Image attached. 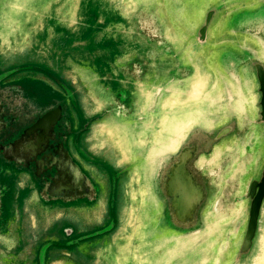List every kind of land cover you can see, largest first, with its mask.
<instances>
[{"label": "rangeland", "instance_id": "obj_1", "mask_svg": "<svg viewBox=\"0 0 264 264\" xmlns=\"http://www.w3.org/2000/svg\"><path fill=\"white\" fill-rule=\"evenodd\" d=\"M165 1L0 0V72L41 65L0 75V149L61 106L63 117L40 154H22L19 162L38 172L43 160L46 199L90 201L28 214L43 221L37 240L55 238L45 247L47 264H264V208L253 246L242 251L249 186L264 166L260 98L250 58L219 48L238 43L264 60V18L253 15L225 29L232 0L223 7V0H213L192 16L179 0ZM208 5L217 8L203 42L195 34ZM239 29L241 37L229 36ZM53 93L60 96L48 104ZM112 130L131 139V154ZM61 144L63 156L70 161L69 152L90 179L51 192ZM186 148L192 149L186 167L205 197L191 222L180 226L162 191ZM32 172L17 173L7 202L15 189L34 185ZM24 249L17 258L35 264L32 245Z\"/></svg>", "mask_w": 264, "mask_h": 264}, {"label": "water", "instance_id": "obj_2", "mask_svg": "<svg viewBox=\"0 0 264 264\" xmlns=\"http://www.w3.org/2000/svg\"><path fill=\"white\" fill-rule=\"evenodd\" d=\"M154 1H156V5H157V0H154ZM179 1L181 3V6L184 7V12L186 14H188L189 16L190 15L192 16L194 14L195 10L197 12H200L203 5L211 4L213 2V0H179ZM166 2H167V0L165 1V3ZM226 4H230V2H228V0H223V4L222 5L219 4L220 5L219 7H223ZM153 5H154V2H153ZM239 7L240 6H238V4H236L235 7H231V12L229 14V17H226V20H225L226 21L225 22V24H226L225 29H226V27H235L240 20L244 19L243 21H245L247 17H249L248 19H250V18H252L253 15L254 16L258 15V16H260L261 19L264 18V0H252L251 2L249 1L248 7H250V10L245 9L246 5L243 6L242 11L239 10ZM215 8H217V7L212 6V5L206 6L207 12H206V15L203 16L204 22L199 27L198 31L195 34L197 37L201 38V40L203 42H205L208 38V35H209L208 31H209V28H210L212 22L214 21V16L216 13ZM225 29H220V30L222 32ZM240 34H241V30L239 29V30H236L235 34H229V36L241 37L242 34L241 35ZM226 46H228V48H226V49H230V51H233V52H242L243 51L242 53H244V59L250 58V62L247 65L250 68L249 74L253 80L255 91L259 95V98H260V101H259L260 124L264 126V60L257 58V56L254 54V52L251 49L244 48V47L242 49L238 43H232V42L229 44L223 43L219 46V48L226 47ZM62 117H63V109L61 106H58L54 109L48 110L33 125H31L29 127V129L27 130V135H24L18 141H14L12 144L25 142V144L27 145V148H28V149L27 148L26 149L28 151H30V152H25V154H28V155L33 154L35 156L39 155L41 150L44 148V144L46 143V140L48 138H50V134H49L50 132L49 131H51V129L53 128V126L56 123L58 124L61 121ZM85 125L86 124H83V128ZM40 130H42L43 132H41L40 134H36V132L40 131ZM12 144H9V146H11ZM32 147H38V150L36 152H32L31 151ZM186 149H190L191 155H192V149L191 148H186ZM186 149H184L182 151L180 160L171 168V170L168 174V177L166 179V183H164V186H163L164 188L162 191V195H164L165 198H167V200H168L169 207H170L171 211L173 209L176 210V213H177V218H176L177 220L176 221H177V224L180 226H186L187 224H189V221L191 222V220L195 217L197 210L202 205V202L204 201V197H205L204 192H202L200 190V188L198 187V185L194 182L191 173L188 171V169L186 167L187 162L189 161V159L191 157L190 156L189 159L187 160L186 164H185V167L191 176L193 184L197 187L199 197L192 204L189 214L185 215V216H181V214H180L181 209L175 202V196H174V194H172V192L170 190V184L172 181L174 168L182 160V154ZM4 151H5L4 154H6L8 156H14L17 159H20L21 155H22L21 154L19 157H17V155H15L14 153H9L5 149H4ZM58 151H59V153L60 152L62 153L61 156H63L65 154L66 151H65L63 144H61V147L58 149ZM67 153H68V156L70 157V161H68L66 158L65 159L68 162V165L74 170V178H70V179L65 180V178L63 177L64 169H63L62 161H61V164L57 169V172H59L58 176H57V180L55 182V185H53V188H52L54 190L50 189L51 192L52 191L58 192V191H63V190L67 191L72 186H74L73 188H75L80 183V181L82 179H84V178L90 179V177L87 176L86 172L79 171L80 169L78 167L79 166L78 163L76 162L74 157H72V155H70L69 152H67ZM38 163H39V167H38L37 174L38 173L42 174L43 160H41V159L38 160ZM52 180H55V176H52ZM66 186L69 187V188H67V190H65L64 188H61V187H66ZM15 190H17V189H15ZM86 190H87V187H84L83 191L85 192ZM77 192L78 191H76V193ZM53 196H54V198L60 199L62 201H72V202H74V201L77 202V201L85 199V197H82V196H78L77 198L76 197L72 198L73 196H70V195H68L70 197L52 195V198H53ZM85 196H87V195H85ZM247 197L249 198V211H248V219H247V223H246V230H245L244 238H243V245H242V251L243 252L250 250V248L253 246L254 241H255V239L259 233V230H260L261 217H262V212H263V208H264V166L262 168V172H260V176L258 178H254L251 181ZM68 198H70V199H68ZM85 202L90 203V201L87 198L85 199ZM115 207H117V206H115V204H114V207H113L114 215L116 212ZM114 222H115V224H116V222L119 224L118 215L114 216Z\"/></svg>", "mask_w": 264, "mask_h": 264}, {"label": "crops", "instance_id": "obj_3", "mask_svg": "<svg viewBox=\"0 0 264 264\" xmlns=\"http://www.w3.org/2000/svg\"><path fill=\"white\" fill-rule=\"evenodd\" d=\"M249 1L252 0H232L235 4H238L239 10L242 11V8L244 5H246L245 9H249L248 7ZM251 5V4H250ZM162 118L164 119L163 123H165L164 127L168 129L170 125V121L166 120L169 118V107L166 106L164 112L162 113ZM169 120V119H168ZM113 131V130H112ZM112 137H115L117 141L122 144V148L125 151L126 155H129L132 153V146L131 139L127 136L120 137L119 134L113 131L111 133ZM110 136V135H109ZM7 146L5 148L6 151L9 153H14L17 156H20L21 154H25L24 148L26 146L21 145L20 143L12 144L11 147ZM19 150V151H18ZM21 150V151H20ZM189 153L188 158H186V162L191 156V150L186 149L182 155L185 153ZM65 158L64 156L62 157ZM183 160V157H182ZM181 160V162H182ZM66 161V159H65ZM74 178V174L70 177ZM69 178V179H70ZM28 190H25L24 187H22L20 190H14L17 197H22L23 199L20 200V204L11 205V206H4L6 210H4V207L2 206V202L0 201V261H6V260H15V264H22L23 259H18L17 255H20V252H25V247L27 245H32L33 249V261L35 264H47V253L46 252V245L48 247L49 244L54 243V237H41L37 240L35 237V233L39 231V228L41 227L43 221L28 219V214L36 212L39 216L44 214H50L51 210L49 209L54 208L53 206H56L60 203L70 202L73 204H76V202L72 201H62L60 199L54 198H45L44 192L40 191V189H31L29 192ZM24 192H27V194H24ZM199 197V194H196ZM17 202V201H16ZM27 203V204H26ZM39 209V212L37 211ZM34 210V211H33ZM188 212V213H187ZM190 212V209L187 211H184L183 215H188ZM118 224V223H117ZM69 226L63 227L67 228ZM93 231H90L91 233ZM84 233V234H89ZM83 234V235H84ZM36 238V239H34ZM34 239V240H33ZM49 242L48 244H46ZM172 257V256H171ZM165 259H169L168 255H164L163 263L165 262ZM1 264V263H0Z\"/></svg>", "mask_w": 264, "mask_h": 264}, {"label": "flooded vegetation", "instance_id": "obj_4", "mask_svg": "<svg viewBox=\"0 0 264 264\" xmlns=\"http://www.w3.org/2000/svg\"><path fill=\"white\" fill-rule=\"evenodd\" d=\"M42 95L44 96V93H42ZM47 97H49L47 99L49 101L48 104H54V102H51V101L57 100L56 98H58V95H57V93H53L52 95H49ZM12 143H13V141L9 144H12ZM9 144L6 145L5 147H3V150L0 149V201L2 202V206L3 205L4 206L5 205L11 206L14 204L18 205V202H14V201H17V199H19V197H17V196H13L14 198L11 197V201H9V202L6 201L9 191H11V189L9 187L11 186L13 179L17 178L16 175L20 171H23V172L26 171L28 173L32 172V170L28 166V162L23 161L20 163L19 159L15 158L14 156H8V155L4 154V152H5L4 149L7 146H9ZM17 157H19V156H17ZM20 164H22V167H20ZM50 170H52V169H50ZM46 173H49V172H44V174L43 173L37 174V171L32 172L31 175H32V177H34V179H33L34 185H33V183H32V185L26 184L24 186V189L28 190L27 192H29V190H31V189H40V191H43L44 179H45V176H47ZM41 177H44V178L42 179ZM15 195H16V193H15ZM50 198H52L51 195H50ZM4 210H6L5 207H4Z\"/></svg>", "mask_w": 264, "mask_h": 264}, {"label": "bare ground", "instance_id": "obj_5", "mask_svg": "<svg viewBox=\"0 0 264 264\" xmlns=\"http://www.w3.org/2000/svg\"><path fill=\"white\" fill-rule=\"evenodd\" d=\"M20 144L23 146H26V148H27V145L25 144V142L20 143ZM9 147H11V146H9ZM188 156H189L188 152L185 153L184 155H182L183 160H182V162L180 161L175 166L172 181L170 184V190H171L172 194H174V196H175L176 204L181 209L180 210L181 215H183L184 211H186V210L188 211L189 209H191L192 204L198 199V196L196 195V194H198L197 187L193 184L191 176L185 167L186 158H188ZM62 161H63L62 166L64 169L63 177L65 178V180H67L70 178V175L73 173V171L69 167L67 161H65V158H63ZM176 184H180L178 190L176 188ZM185 193H188V195H189L188 201H185V200L182 201V199H183L182 196Z\"/></svg>", "mask_w": 264, "mask_h": 264}, {"label": "trees", "instance_id": "obj_6", "mask_svg": "<svg viewBox=\"0 0 264 264\" xmlns=\"http://www.w3.org/2000/svg\"><path fill=\"white\" fill-rule=\"evenodd\" d=\"M34 66H41V65H36V64H33V63H28V64H25L23 66H20V67H13L11 68L9 71H6V72H0V75H2L3 73H7L6 76H4L5 78H9L11 76H13L14 74L18 73V69H30V68H33ZM59 95V94H57ZM60 96V95H59Z\"/></svg>", "mask_w": 264, "mask_h": 264}]
</instances>
